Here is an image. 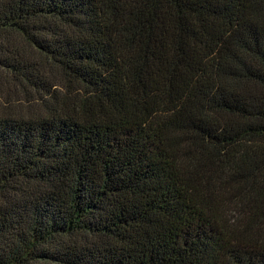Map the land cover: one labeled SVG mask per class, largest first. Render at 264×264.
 Segmentation results:
<instances>
[{"label":"trees","instance_id":"1","mask_svg":"<svg viewBox=\"0 0 264 264\" xmlns=\"http://www.w3.org/2000/svg\"><path fill=\"white\" fill-rule=\"evenodd\" d=\"M0 264H264V0H0Z\"/></svg>","mask_w":264,"mask_h":264},{"label":"rangeland","instance_id":"2","mask_svg":"<svg viewBox=\"0 0 264 264\" xmlns=\"http://www.w3.org/2000/svg\"><path fill=\"white\" fill-rule=\"evenodd\" d=\"M38 60V58H37ZM47 70L49 71V69L47 68ZM50 72V71H49ZM3 83L6 84V80H3ZM7 86L9 88H5V92H7V94H9V99L10 102L12 104V106L16 107L19 106V110H23V111H27L30 112V110H28V103L25 104V101L23 99L18 100V98L21 96V87H15L12 85L7 84ZM5 94V93H4ZM5 98V97H4Z\"/></svg>","mask_w":264,"mask_h":264}]
</instances>
